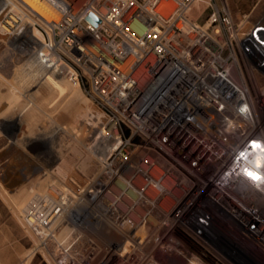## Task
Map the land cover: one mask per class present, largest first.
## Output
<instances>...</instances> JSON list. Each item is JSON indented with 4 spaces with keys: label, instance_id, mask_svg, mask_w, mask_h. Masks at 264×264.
I'll return each instance as SVG.
<instances>
[{
    "label": "built area",
    "instance_id": "2783aa9c",
    "mask_svg": "<svg viewBox=\"0 0 264 264\" xmlns=\"http://www.w3.org/2000/svg\"><path fill=\"white\" fill-rule=\"evenodd\" d=\"M21 1L0 0L14 38L0 45L87 84L102 113L87 142L99 170L40 204L43 248L58 264H249L239 241L264 198V29L239 30L226 6L200 22L196 0H39L48 15Z\"/></svg>",
    "mask_w": 264,
    "mask_h": 264
},
{
    "label": "bare ground",
    "instance_id": "6f19581e",
    "mask_svg": "<svg viewBox=\"0 0 264 264\" xmlns=\"http://www.w3.org/2000/svg\"><path fill=\"white\" fill-rule=\"evenodd\" d=\"M12 1L14 2V4H16V9L21 8V0ZM205 2H207V0H196L194 3V9H197L200 12L202 8L201 5ZM28 3L36 11H38L39 13H43L41 10H39L38 7L30 2ZM263 29L264 24L260 23L257 26L256 32H260V30ZM261 32L263 33V31ZM257 35H255V33H252V36L249 38L247 36V39L249 41H255V36ZM0 36L5 41L9 40V43L11 41H14L13 36L7 35L6 30L1 27ZM241 39L242 41H246V36L242 37ZM27 54L29 55L28 64L23 65L26 67L24 70L22 69V71H20L17 76H15L17 77V79L14 80L13 78L14 82L17 81V84H12L10 82L11 85H9L6 79V82H0V130L3 129L5 131L6 127L11 123L15 125H17V123L21 124L19 132L16 133L15 130L13 132V134L16 133V137L10 136V133H8L7 131L4 133H1L0 131V194L2 198L8 204H10L12 210L14 211V214H16L21 224L27 230H31L34 231V233L36 232V234H39L38 231L40 229H43L40 204L43 200H45L44 195L47 198H53L54 200V197H57V194H67V192L73 190L75 187H71L72 184H85L89 180L91 174H89V172H91V170H99L97 157L95 153L92 152L91 149H89L87 142L92 134V131L94 130V126L96 125L98 120L101 119L102 113L99 109L93 107L90 101L85 98V96L81 92L78 82L73 80L71 81V79L67 78V76H65L62 72L56 71V69H54V64L45 62L43 59H41L38 53L27 52ZM16 66L18 67L19 65ZM1 67L2 65L0 64V68ZM2 74L4 75V72H2ZM6 74L11 75L9 69L7 70V73H5V75ZM239 74L240 72L239 70H237V76L240 78ZM245 78V75H243V79ZM49 103H53L54 108H56L57 110V113L54 112V114L52 112L53 110L51 111L53 116H50L48 115L49 113L47 114L45 112L48 110L47 106L45 107V105ZM256 104L259 105V101ZM14 107L19 108V112L17 111V113L15 112V114H11L14 115L13 117L8 116L9 112ZM43 112L47 114L46 116H50L51 123L57 124L55 128L51 129V134L49 133L50 135L45 137H58L60 139H65V141L68 143L66 144L69 147L68 150H71V152L74 153L73 157L77 159V163L75 164H78V167H75L79 169L84 167V169L82 168L83 170H81L84 171L83 175H79L78 173H75L76 175H73V167L75 165L73 164V160L75 159H73L72 161V158L68 160V158H65V154L67 152L64 154L61 146L58 147L57 145H54L50 149L49 153H54L56 157L64 158L65 161L66 159L68 161H71V165H68V167H71V170L69 168V172L65 171V176H63V173L61 174L62 167L59 165L56 166L53 170L47 169L44 170L43 174L34 178L32 177V175L39 173L41 170L39 168V165L37 167L34 162L30 164L29 161L25 159V149L20 142V138L23 137L24 130L22 129L24 122L23 119H25L26 116H29L28 120H26L29 123L36 124L40 121V115H42ZM261 114L264 119V113L261 112ZM46 119H48V117ZM38 140H40V137L36 138V141ZM64 149L66 150L67 148ZM64 159H62V161ZM67 163L68 162L66 161L65 164ZM86 169H89L90 171L88 172ZM58 173H60L62 177H57L56 175ZM35 194H39V198H34ZM11 197H13V199H11ZM58 203L61 204L60 201H58ZM261 210L264 211V198L261 201L259 209L253 214L255 215L254 217H256V215ZM46 211H48L46 215L47 217H49V221H53V217L56 214L54 213V208L50 206V208ZM263 229L261 232L262 235H264ZM53 230H55V226L53 227ZM70 232L71 229L65 227L61 232L57 231L55 235H58V239L64 240L69 238L68 236L70 235ZM67 234L68 236L66 237ZM255 236L256 235L253 233L252 238L255 239ZM43 252L44 251H42V253ZM250 261H254V259Z\"/></svg>",
    "mask_w": 264,
    "mask_h": 264
},
{
    "label": "rangeland",
    "instance_id": "374dc122",
    "mask_svg": "<svg viewBox=\"0 0 264 264\" xmlns=\"http://www.w3.org/2000/svg\"><path fill=\"white\" fill-rule=\"evenodd\" d=\"M29 1L33 5L38 7L39 10H41L45 15H48L47 8L39 0H29ZM213 6H218L220 8H222L223 6H226L228 9V12L232 16L235 23L237 24L238 29L243 31V32H246L247 29L250 28L249 26H251L252 24L255 26H258L260 23L264 24V0H207V2H205L201 5L202 8H201L200 12L197 9L196 10L194 9L192 11V13H191L192 17L195 19H198L200 22H203V23L206 22L208 17L212 13ZM260 36H261L260 33H258V36L256 37V39L260 38V40H262L263 37L261 36L262 37L261 38ZM0 40H4V39L0 36ZM254 52L257 53L260 56V58L264 57V49L254 48ZM244 53L245 52H243L241 55H244ZM241 55H240V57H241ZM28 56L29 55L27 54V52L22 50L20 47H16L15 44L7 45V46L0 45V64L2 65L0 70H3V71H0L1 72L0 82L5 81V79H6L8 81L7 83L9 85H11V83L17 84V81L14 82V80L17 79V77H15V76H17V74L20 71H22V69L23 70L25 69L26 66H23V65L28 64ZM242 57L244 59L246 58L245 56H242ZM244 59H242L243 69L245 70V72L247 74V78L249 79V74L246 71L247 70L246 65L243 62ZM15 64L19 65V66L17 67ZM8 69L10 70L11 75L6 74L7 75L6 76L5 73H7ZM248 70H249V68H248ZM2 72H4V75L2 74ZM13 73H16V74H13ZM13 78H14V80H13ZM253 82H251V81L249 82V84L252 88H254V86L256 85V79ZM79 85H80L81 92L83 93L85 98H87L90 101V103L93 107H95L96 109H99L95 105V103L93 102L90 95L87 93V90H88L87 84L84 85L81 83ZM46 106H47L48 110L45 112L47 114L49 113L48 115L53 116L54 112L57 113V110H56V108H54L53 103L46 104L45 107ZM17 111L19 112V108L14 107L9 112L8 116L13 117L14 115H11V114H13V113L15 114V112L17 113ZM51 111L53 112V114ZM43 113H42V115H40L41 116L39 119L40 123L39 122L36 124L29 123L27 121L29 116H26L25 119H23L24 122H23V128L22 129H24V130H23V137L20 138V142L25 149V159L28 160L30 164L34 162L37 167L39 165V168L42 171V172L40 171L39 173L32 175L33 178L43 174L44 170H47V169L53 170L56 166H59V165L62 167L61 174L63 173L62 175L65 176L64 175L65 171L69 172L68 171L69 168L71 170V167L70 166L68 167V165H71V161L73 159H75V160H73V164L77 163V159L73 157L74 153L71 152V150H68L69 147L66 145L68 143L65 141V139H60L58 137H55V138H50V137L46 138L45 137V136H48L51 134V132H52L51 129L55 128L57 124L51 123L50 116H46L47 114L44 113L45 114L44 115ZM261 115L262 114L260 113L259 118L264 120ZM47 117H48L50 122L48 121V119H46ZM56 117H58V116H56ZM20 127H21L20 123H17V125L11 123L10 125H8L6 127L5 131L3 129H1L0 131H1V133H4L7 131L8 133H10V136L16 137V133L19 132ZM14 130L16 133L13 134ZM38 137H40V140L36 141V138H38ZM54 145H57L58 147L61 146L63 153L65 154L67 152L65 154V158H68V160L72 158L71 161H68L66 159V161L68 163L65 164L66 161L64 158H58V157H56V155L54 153H49L50 149ZM64 148H67L66 150H68V151H66ZM68 152H69L70 156L68 155ZM62 159H64V160L62 161ZM7 160H8V158H7ZM77 165L78 164H75L73 167L74 168L73 169V172H74L73 175H76L77 173L79 175H83L84 171H81V170H83L84 167H82L83 169L82 168L79 169V168L75 167ZM92 169H94V168H92ZM86 170L88 172L90 171L89 169H86ZM95 172H97V171L91 170V172H89V174L91 173L90 176L93 175ZM71 174H70V176H71ZM62 175H60V173H58L56 176L62 177ZM0 182H1V180H0ZM78 184H80V183H76L75 185L72 184L71 187L74 186L76 188L78 186ZM37 197L39 198V194H35L34 198H37ZM44 198H45V195H44ZM11 199H13V197H11ZM6 203L7 202L2 198V196L0 194V264H58L55 260V255H57L58 252H57V254L55 253L54 247L51 245V247L49 249L43 248V245L40 244V238L38 237L39 235L36 234V232L34 233V231L27 230L21 224V222L18 219V217L16 216V214H14V211L12 210V207L10 206V204H8V203L6 204ZM257 204L260 206L261 203L257 202ZM263 221H264V211L261 210L260 216L256 219V221L254 223V227H253L254 230H252L253 233L256 235L255 239L254 240L252 239L251 242L248 241V238L246 240L239 241L241 244L243 243L244 247L248 248L249 253L251 254L250 256H252L254 258V261H251L249 264H263L264 263V247L261 246V243L257 242V238L263 237L262 239L264 240V235H262V233H259L258 229H257V227L260 226L259 224H261V223L263 224V227H264ZM24 228H25V230H24ZM30 232H32V233H30ZM67 236H68V234L66 235V237ZM70 236H71V232H70V235L68 237H70ZM42 251H44V252L42 253ZM27 258H29V259H27ZM177 263H180V262H177ZM91 264H100V259H96V260L92 261Z\"/></svg>",
    "mask_w": 264,
    "mask_h": 264
},
{
    "label": "water",
    "instance_id": "95a60500",
    "mask_svg": "<svg viewBox=\"0 0 264 264\" xmlns=\"http://www.w3.org/2000/svg\"><path fill=\"white\" fill-rule=\"evenodd\" d=\"M88 20L97 25L100 22V19L96 17L94 14H90L88 16Z\"/></svg>",
    "mask_w": 264,
    "mask_h": 264
},
{
    "label": "snow or ice",
    "instance_id": "6c2138e0",
    "mask_svg": "<svg viewBox=\"0 0 264 264\" xmlns=\"http://www.w3.org/2000/svg\"><path fill=\"white\" fill-rule=\"evenodd\" d=\"M249 175H251V173H249ZM255 179L259 180V179H260V177H259V176H257V177H255Z\"/></svg>",
    "mask_w": 264,
    "mask_h": 264
}]
</instances>
